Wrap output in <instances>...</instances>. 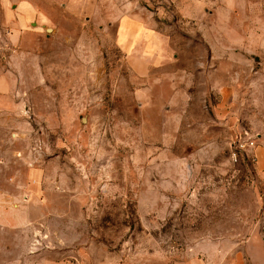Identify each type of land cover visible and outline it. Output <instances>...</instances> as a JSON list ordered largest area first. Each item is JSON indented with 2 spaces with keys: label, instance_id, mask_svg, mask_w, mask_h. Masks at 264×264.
<instances>
[{
  "label": "rangeland",
  "instance_id": "obj_1",
  "mask_svg": "<svg viewBox=\"0 0 264 264\" xmlns=\"http://www.w3.org/2000/svg\"><path fill=\"white\" fill-rule=\"evenodd\" d=\"M79 3L0 0V264H264V0ZM127 10L159 40L143 74Z\"/></svg>",
  "mask_w": 264,
  "mask_h": 264
},
{
  "label": "crops",
  "instance_id": "obj_2",
  "mask_svg": "<svg viewBox=\"0 0 264 264\" xmlns=\"http://www.w3.org/2000/svg\"><path fill=\"white\" fill-rule=\"evenodd\" d=\"M100 0H80L79 6L75 8V15L80 17H91L101 10L99 7ZM30 1H25L18 6V18L16 22L19 25L24 23V19L32 16L37 8L35 4L29 5ZM116 40L119 48L125 53L127 64L135 72L143 74L151 64L155 52L158 49L159 40L155 34L146 27V25L130 12H123L117 19L116 23ZM149 60V64L145 61ZM258 143L253 148L255 157V166L257 172L264 178V138L260 137ZM52 252L50 250H42L39 252H29L26 254L25 262L20 264H73L72 262L61 259H49ZM177 264H209V260L204 256L189 257L186 262ZM238 264V263H235Z\"/></svg>",
  "mask_w": 264,
  "mask_h": 264
},
{
  "label": "built area",
  "instance_id": "obj_3",
  "mask_svg": "<svg viewBox=\"0 0 264 264\" xmlns=\"http://www.w3.org/2000/svg\"><path fill=\"white\" fill-rule=\"evenodd\" d=\"M250 145H251V146H255V142H254V141H251V142H250Z\"/></svg>",
  "mask_w": 264,
  "mask_h": 264
}]
</instances>
